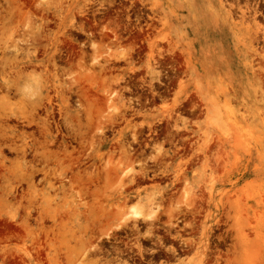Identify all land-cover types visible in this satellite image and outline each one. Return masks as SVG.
<instances>
[{"label":"rangeland","instance_id":"1","mask_svg":"<svg viewBox=\"0 0 264 264\" xmlns=\"http://www.w3.org/2000/svg\"><path fill=\"white\" fill-rule=\"evenodd\" d=\"M0 264H264V0H0Z\"/></svg>","mask_w":264,"mask_h":264},{"label":"bare ground","instance_id":"2","mask_svg":"<svg viewBox=\"0 0 264 264\" xmlns=\"http://www.w3.org/2000/svg\"><path fill=\"white\" fill-rule=\"evenodd\" d=\"M136 214H138V212H136Z\"/></svg>","mask_w":264,"mask_h":264},{"label":"flooded vegetation","instance_id":"3","mask_svg":"<svg viewBox=\"0 0 264 264\" xmlns=\"http://www.w3.org/2000/svg\"><path fill=\"white\" fill-rule=\"evenodd\" d=\"M137 259V258H136Z\"/></svg>","mask_w":264,"mask_h":264}]
</instances>
